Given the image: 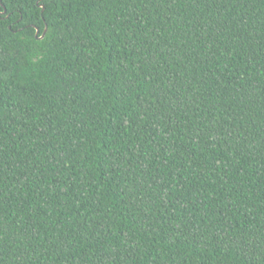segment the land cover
<instances>
[{
	"label": "trees",
	"instance_id": "obj_1",
	"mask_svg": "<svg viewBox=\"0 0 264 264\" xmlns=\"http://www.w3.org/2000/svg\"><path fill=\"white\" fill-rule=\"evenodd\" d=\"M0 264H264V0H0Z\"/></svg>",
	"mask_w": 264,
	"mask_h": 264
},
{
	"label": "water",
	"instance_id": "obj_2",
	"mask_svg": "<svg viewBox=\"0 0 264 264\" xmlns=\"http://www.w3.org/2000/svg\"><path fill=\"white\" fill-rule=\"evenodd\" d=\"M42 8H43V6H42ZM3 13H5V8H4V6H3ZM45 32H46V27H45V30H44V32L42 33V35H41V37L40 38H43V36H44V34H45ZM39 33V30L38 29H36V36H37V34Z\"/></svg>",
	"mask_w": 264,
	"mask_h": 264
}]
</instances>
